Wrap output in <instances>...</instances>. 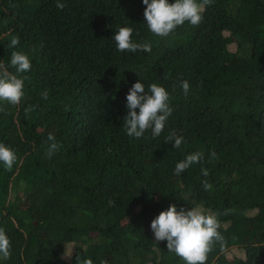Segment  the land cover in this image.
Instances as JSON below:
<instances>
[{"label":"trees","instance_id":"1","mask_svg":"<svg viewBox=\"0 0 264 264\" xmlns=\"http://www.w3.org/2000/svg\"><path fill=\"white\" fill-rule=\"evenodd\" d=\"M60 2L0 0V63L13 50L31 62L21 102L0 101V142L17 156L10 171L0 163V227L11 242L0 264H76L77 254L93 264H184L150 228L170 204L227 210L226 247L207 264H264V0H212L199 26L165 38L148 30L142 0ZM124 26L151 52L117 51ZM137 81L169 92L159 137L124 130ZM170 131L183 136L180 148L165 141ZM49 133L61 145L51 159ZM197 151L203 159L175 175Z\"/></svg>","mask_w":264,"mask_h":264},{"label":"clouds","instance_id":"2","mask_svg":"<svg viewBox=\"0 0 264 264\" xmlns=\"http://www.w3.org/2000/svg\"><path fill=\"white\" fill-rule=\"evenodd\" d=\"M212 0H142L146 6L143 12L148 30L154 35L165 38L173 33L177 27L186 22L191 26H199L203 20V12ZM56 7L63 9L65 5L57 0ZM131 27H118L113 39L119 52H136L142 50L151 52L150 43H137L132 39ZM20 43L18 36H12L9 47L15 49ZM15 69V72L11 71ZM31 70L29 56L18 50L11 51L8 65L0 63V101L13 106L18 105L24 97V80L20 74ZM180 87L185 96L188 95L190 85L188 81L181 82ZM42 98L47 99V91L42 93ZM169 92L161 85L152 83L145 90L144 84L137 81L132 85L126 95L127 114L123 117V127L130 137L141 138L151 130L152 138L159 137L165 128L168 117L173 109L169 105ZM32 110L31 107L26 111ZM138 110V111H137ZM3 111V109H0ZM165 141L173 142V148H180L184 142L181 135L170 131ZM48 144L46 157L51 159L61 145L56 141L54 134L47 136ZM211 155H215L212 153ZM203 159L202 152L187 154L184 159L175 164L174 174L180 176L191 165ZM17 161L15 152L4 143L0 142V163L5 170L10 171ZM202 174L209 175L206 168H201ZM204 189L210 190L211 184L207 180L202 181ZM109 201V204H112ZM227 215L206 209L201 205L191 207L190 210L181 208L177 210L175 205L161 211L150 224L151 231L156 241H166L169 252L175 253L184 264H207L208 255L217 244L223 250L226 247L224 236L219 231L220 215ZM71 254V253H70ZM70 254L68 256H70ZM11 255V242L4 228L0 227V258L8 259ZM76 264H93L90 258L76 256ZM101 264H107L102 261Z\"/></svg>","mask_w":264,"mask_h":264},{"label":"rangeland","instance_id":"3","mask_svg":"<svg viewBox=\"0 0 264 264\" xmlns=\"http://www.w3.org/2000/svg\"><path fill=\"white\" fill-rule=\"evenodd\" d=\"M231 48H234V46L233 45H231L230 46ZM65 250H66V257L68 258L69 256V254L71 253V247L70 246H66V248H65ZM237 252V248L236 247H231L228 251H227V254H228V257H232L233 256V254L234 253H236Z\"/></svg>","mask_w":264,"mask_h":264}]
</instances>
